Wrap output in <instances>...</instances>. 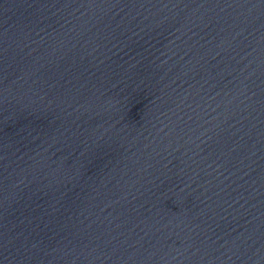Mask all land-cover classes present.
<instances>
[{
  "label": "water",
  "instance_id": "95a60500",
  "mask_svg": "<svg viewBox=\"0 0 264 264\" xmlns=\"http://www.w3.org/2000/svg\"><path fill=\"white\" fill-rule=\"evenodd\" d=\"M0 264H264V0H0Z\"/></svg>",
  "mask_w": 264,
  "mask_h": 264
}]
</instances>
